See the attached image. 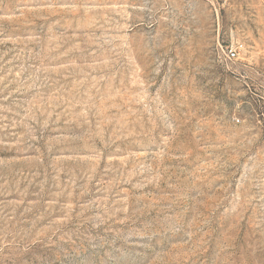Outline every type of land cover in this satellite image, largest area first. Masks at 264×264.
<instances>
[{
    "label": "rangeland",
    "instance_id": "1",
    "mask_svg": "<svg viewBox=\"0 0 264 264\" xmlns=\"http://www.w3.org/2000/svg\"><path fill=\"white\" fill-rule=\"evenodd\" d=\"M0 264H264V0H0Z\"/></svg>",
    "mask_w": 264,
    "mask_h": 264
},
{
    "label": "built area",
    "instance_id": "2",
    "mask_svg": "<svg viewBox=\"0 0 264 264\" xmlns=\"http://www.w3.org/2000/svg\"><path fill=\"white\" fill-rule=\"evenodd\" d=\"M237 55V48H229L226 50L225 56L228 60H233L236 58Z\"/></svg>",
    "mask_w": 264,
    "mask_h": 264
}]
</instances>
